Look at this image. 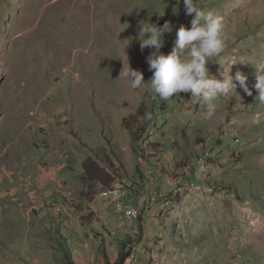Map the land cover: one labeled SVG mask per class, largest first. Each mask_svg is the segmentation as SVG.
I'll return each mask as SVG.
<instances>
[{
	"label": "rangeland",
	"instance_id": "rangeland-1",
	"mask_svg": "<svg viewBox=\"0 0 264 264\" xmlns=\"http://www.w3.org/2000/svg\"><path fill=\"white\" fill-rule=\"evenodd\" d=\"M193 4L225 25L212 76L247 77V91L237 83L211 113L190 92L165 100L150 83L132 89L119 78L129 64L150 80L140 28L170 22L161 52L171 54L195 15L185 0H0V264H66L67 250L75 264L113 263L124 241L139 238L126 264H264V103L255 88L264 0ZM140 107L146 133L135 142L123 121ZM96 151L118 171L128 192L119 203L137 221L120 223L117 202L99 191L91 203L80 196L82 164ZM180 176L188 183H171Z\"/></svg>",
	"mask_w": 264,
	"mask_h": 264
},
{
	"label": "clouds",
	"instance_id": "clouds-1",
	"mask_svg": "<svg viewBox=\"0 0 264 264\" xmlns=\"http://www.w3.org/2000/svg\"><path fill=\"white\" fill-rule=\"evenodd\" d=\"M188 15L191 20L190 28L181 27L177 33L176 48L169 55H164L165 34L172 32V25L166 21L162 27L146 22L140 28L145 38L140 41L141 50L150 48L152 51L147 57L149 71L153 73L148 82H144L143 73L124 67L119 78L126 79L132 89L143 88L150 83L151 91L161 99H169L180 93H191L207 104L209 113L215 110V101L218 96H227L235 91L238 85L247 91V77L236 72L235 77L227 75L223 80L216 79L210 73L208 64L213 58L219 57L226 46L228 39L225 32L223 18L214 15L211 11L205 12L193 4V0H185ZM139 33V35H140ZM260 102L264 103V75L257 77L255 85ZM251 94V93H249ZM151 118V114H146ZM260 115L254 117L258 122Z\"/></svg>",
	"mask_w": 264,
	"mask_h": 264
},
{
	"label": "trees",
	"instance_id": "trees-1",
	"mask_svg": "<svg viewBox=\"0 0 264 264\" xmlns=\"http://www.w3.org/2000/svg\"><path fill=\"white\" fill-rule=\"evenodd\" d=\"M145 115L142 113V108L140 107L138 111L128 116L124 119V127L129 131L133 141H140L146 133L144 129L143 119ZM142 119V120H141ZM140 132V135L138 134ZM95 158L89 157L84 160L82 164V184L85 185L87 191L81 193V197L88 202H93V199H88L87 196L95 192L104 193L109 190L112 184L115 183V175L118 172L115 167L110 163L108 157L102 153L96 151ZM104 163V167L100 165V162ZM217 190L222 192H229L230 194L236 193L229 185H223L217 187ZM140 238L135 241H124L122 243V250L119 253L115 262L111 263L108 258H105L104 264H126L128 260L132 257V250L136 242H139ZM66 264H75L72 260L71 253L69 250L66 251Z\"/></svg>",
	"mask_w": 264,
	"mask_h": 264
},
{
	"label": "built area",
	"instance_id": "built-area-1",
	"mask_svg": "<svg viewBox=\"0 0 264 264\" xmlns=\"http://www.w3.org/2000/svg\"><path fill=\"white\" fill-rule=\"evenodd\" d=\"M202 164L205 162L204 159H201ZM157 170L156 167L150 171L151 174H156ZM186 176H180L172 180L171 183H176L178 185H185L188 183V179L185 178ZM102 195H106L114 199L117 204L115 205L116 211L118 213L117 219L120 223L127 224L130 221H137L138 220V212L133 209L124 206L123 204L119 203V201L128 197V192L124 185L121 182L116 181L112 184L111 188L104 192Z\"/></svg>",
	"mask_w": 264,
	"mask_h": 264
}]
</instances>
